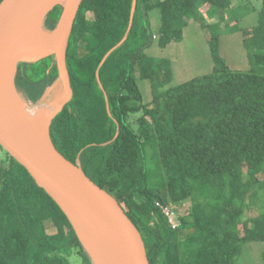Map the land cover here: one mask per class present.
<instances>
[{
  "label": "trees",
  "instance_id": "1",
  "mask_svg": "<svg viewBox=\"0 0 264 264\" xmlns=\"http://www.w3.org/2000/svg\"><path fill=\"white\" fill-rule=\"evenodd\" d=\"M199 1L83 0L66 47L73 97L50 125L57 149L122 204L151 264H235L243 243L264 241V4L250 38L258 49L250 59L263 65L260 71L232 70L214 36L213 72L168 86L169 60L145 51L158 38L151 11L161 14L164 47L192 18L202 23L212 7L225 11L231 3L205 0L210 8L203 13ZM62 10L49 12L46 30ZM138 72L151 81L148 103ZM58 79L55 55L20 61L15 74L20 97L32 107ZM157 201L176 212L178 227ZM205 201L220 214L205 216ZM187 202L192 211L182 214ZM257 203L259 214L248 216ZM238 222L243 234L233 236ZM77 259L95 264L65 210L0 144V264Z\"/></svg>",
  "mask_w": 264,
  "mask_h": 264
},
{
  "label": "water",
  "instance_id": "2",
  "mask_svg": "<svg viewBox=\"0 0 264 264\" xmlns=\"http://www.w3.org/2000/svg\"><path fill=\"white\" fill-rule=\"evenodd\" d=\"M82 2L83 0L0 2V72L13 61L11 83L16 94L19 95L15 84L19 62L37 61L51 55L57 58L59 79L70 94L54 110L47 134L43 135L27 126L5 101L0 90V144L28 170L39 186L54 197L73 223L75 217L106 238L119 254L121 264H151L144 238L122 204L93 181L79 163L75 164L66 158L57 149L50 135L53 118L73 97L66 47ZM57 5L62 6L63 10L56 27L51 31L47 30L53 36L52 42L40 51L28 50L25 44L30 32L37 33L44 26L49 12ZM74 226L94 263L98 264L75 223Z\"/></svg>",
  "mask_w": 264,
  "mask_h": 264
},
{
  "label": "rangeland",
  "instance_id": "3",
  "mask_svg": "<svg viewBox=\"0 0 264 264\" xmlns=\"http://www.w3.org/2000/svg\"><path fill=\"white\" fill-rule=\"evenodd\" d=\"M230 1L229 10L223 11L216 7H212L211 10L204 15V18L201 21L202 23H200L197 19L192 18L188 25L183 28V36L178 40L171 41L164 47L161 46L160 36L161 14L158 10L150 12V30L152 33L157 34L158 38L152 40L151 44L145 51L155 60H169V72L171 73V76L167 83L168 86H175L195 77L204 76L213 72V68L216 64L212 50L214 36L218 38H215L214 43L218 54L224 61H226L232 70H261L260 67L263 65L250 59L252 54L258 53V49L254 48L251 44L250 38L253 34V28L260 21L259 14L263 8L264 0ZM198 4L200 7L203 5L204 8H210L205 0L199 1ZM224 22L228 25H224ZM52 40L53 36L50 35V33H48L43 26L35 34L30 32L25 45L28 50L35 52L48 46ZM135 75L142 90L144 102H150L153 97L150 79L140 77L141 73L139 72ZM59 93H67L61 79L57 80L46 91L44 97L38 104L46 102L49 103L54 101V99L56 100ZM18 97L21 98L20 96ZM135 115V117L138 118L140 113ZM156 175L158 176V173H156ZM158 177L160 178L161 174H159ZM158 177L156 179H158ZM261 198L264 199V196ZM218 207L217 204L213 202L209 203L205 201L203 203L204 215L207 217L212 216L209 214L218 216L222 210ZM191 211V202H187L185 206L181 208L180 212L182 214H187ZM259 212L260 210L257 203L249 209V213L247 215L255 216L258 215ZM45 225L49 232L55 231V227L52 225L51 221H46ZM243 226V222L233 223L230 227V233L233 236L242 235ZM79 263L80 260L77 259L76 264ZM235 264H264V241H251L243 243L241 253L237 257Z\"/></svg>",
  "mask_w": 264,
  "mask_h": 264
},
{
  "label": "bare ground",
  "instance_id": "4",
  "mask_svg": "<svg viewBox=\"0 0 264 264\" xmlns=\"http://www.w3.org/2000/svg\"><path fill=\"white\" fill-rule=\"evenodd\" d=\"M13 61H10L7 68L0 72V90L5 101L13 109V111L21 117L27 126L38 134L46 135L49 127V122L53 116L54 110L61 106L70 96L69 93L60 94L58 98L49 103L37 104L34 108L19 98L13 89L11 83V73L13 70ZM68 212L72 215L70 209L65 206ZM75 220L77 230L84 239L87 247L94 255L98 264H121L120 256L116 249L109 241L98 234L90 226L85 223Z\"/></svg>",
  "mask_w": 264,
  "mask_h": 264
},
{
  "label": "built area",
  "instance_id": "5",
  "mask_svg": "<svg viewBox=\"0 0 264 264\" xmlns=\"http://www.w3.org/2000/svg\"><path fill=\"white\" fill-rule=\"evenodd\" d=\"M157 206L161 207L163 213L165 214V216L167 217L169 223L171 224L173 228H176L180 225V220L176 212L172 208H170L167 205H164L160 201H157Z\"/></svg>",
  "mask_w": 264,
  "mask_h": 264
},
{
  "label": "crops",
  "instance_id": "6",
  "mask_svg": "<svg viewBox=\"0 0 264 264\" xmlns=\"http://www.w3.org/2000/svg\"><path fill=\"white\" fill-rule=\"evenodd\" d=\"M200 7V6H199ZM200 9L204 12L205 10H207V9H209L208 7L207 8H204L203 7V5H202V7H200ZM209 12V11H208ZM208 12H206V13H208ZM224 25H228L226 22H224Z\"/></svg>",
  "mask_w": 264,
  "mask_h": 264
}]
</instances>
